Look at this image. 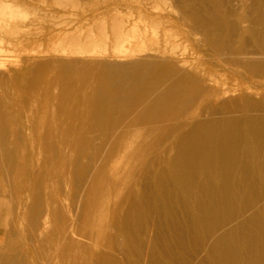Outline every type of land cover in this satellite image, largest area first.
<instances>
[{"label":"bare ground","instance_id":"1","mask_svg":"<svg viewBox=\"0 0 264 264\" xmlns=\"http://www.w3.org/2000/svg\"><path fill=\"white\" fill-rule=\"evenodd\" d=\"M81 1L0 0V211L16 204L31 242L56 221L74 251L82 201L85 220L109 211L121 257L93 264H264V0H85L70 14ZM38 91L55 110L19 119ZM40 177L62 178L60 202L34 194ZM13 229L0 264H28Z\"/></svg>","mask_w":264,"mask_h":264},{"label":"rangeland","instance_id":"2","mask_svg":"<svg viewBox=\"0 0 264 264\" xmlns=\"http://www.w3.org/2000/svg\"><path fill=\"white\" fill-rule=\"evenodd\" d=\"M36 1L37 0H35V1H33V0H28V2L29 3H32V5H36L37 7L39 6L40 8H43V9H45L46 8V10H49V8H50V10L53 8L52 7V3H51V1L52 0H46V2L45 3H42V4H40L41 2H38L37 1V3H36ZM76 1H79V0H76ZM83 1H84V3H85V0H82L81 2H80V4L78 5V6H74L73 8H70L69 9V11L68 12H70V14H72V15H75V14H78V13H80L79 11H81L82 9V7H84V3H83ZM94 1V0H93ZM95 1H98V0H95ZM247 1H249V0H247ZM89 2H92V0H89ZM39 3V4H38ZM245 3V2H244ZM249 3V2H248ZM86 6V5H85ZM78 7V8H77ZM77 10H76V9ZM80 9V10H79ZM75 10L77 11V12H75ZM43 25H41V24H38V26L36 25V26H33V27H31V29H33V31H34V29L35 28H39V27H42ZM34 46H36V44H33ZM29 46L30 48H29V50H32V48H34V46ZM28 57V55L27 54H21V57H20V60L22 59H26ZM11 60H13V59H11ZM10 64V63H9ZM264 84V82L262 81L261 82V84H259V85H263ZM29 97H30V95H29ZM34 98V99H33ZM232 98H234V97H229V98H227V99H225V100H230V99H232ZM36 99V100H35ZM24 102H27V103H23V104H20V105H16V106H14V109H15V112L16 111H18L17 113V116L19 117V119H24V118H26V115L28 114V112H30V111H33V112H37V111H39V113H38V120H39V118L42 120V116H43V114H42V107H44V106H46V105H50V108H49V110H48V114L46 115V117L47 118H49V116L52 114V112H51V110L54 108V105L56 104L55 103V101H53V99H52V96H50L49 98L48 97H46L45 95H44V93L42 92V91H38V93L36 94V96L35 97H32V98H29V99H27V100H25ZM30 102L32 103V104H30ZM36 103V104H35ZM55 103V104H54ZM29 104H30V107L32 108V107H35V109H31L30 107H29ZM23 105H25V106H23ZM35 105V106H34ZM17 106H18V108L21 106H23L22 108L20 107V109H18L17 108ZM27 109H25V108ZM23 108L25 109V110H23ZM38 109V110H37ZM24 111V113H23V111ZM55 110V108L53 109V111ZM25 111H28V112H26L27 114H25ZM25 114V115H24ZM41 116V117H40ZM44 117V116H43ZM45 117V118H46ZM38 158H36L35 159V165H37V164H41V162L40 161H38L37 160ZM38 166H40V165H38ZM44 178H42V177H40L38 180H37V183H36V185L38 186L35 190L37 191L36 193H34V194H36L37 195V193H39V195H41V196H45V198H47V200L49 201V202H51V199H52V197H53V200H59V202H60V199H61V195H60V193H59V187L62 185V178L61 177H59V178H57V177H54V178H52L51 179V181H49V178L47 177V179L45 178L44 180H43ZM43 181H45L46 182V185H47V183L49 184V185H47L49 188H47V190H49V191H47L46 192V190H45V193H47L48 195H43V190H44V188H45V186L44 185H42V183L44 184L45 182H43ZM39 184H41V186L39 185ZM53 186V184H57V188L56 187H52L51 185ZM59 184H61V185H59ZM46 186V187H47ZM36 187V186H35ZM39 187H41V189L39 188ZM44 187V188H43ZM38 189H40V190H38ZM46 189V188H45ZM51 189V190H50ZM42 190V191H41ZM54 190V191H53ZM39 191V192H38ZM49 194H50V196H49ZM57 194V195H56ZM6 195H10V194H7L6 193ZM16 195V194H15ZM19 196H22L23 197V194H20ZM59 196V197H58ZM13 197H14V194H13ZM16 197H18V196H15L14 198H16ZM44 198V197H43ZM31 204L33 203V202H30ZM30 203L28 204V207H29V205H30ZM67 203L68 204H70L69 203V201H67ZM66 203V204H67ZM67 204V205H68ZM16 205V204H15ZM15 205H14V203H13V207L14 208H12V210L14 209V213L11 211V214H8V208L7 207H3V209L0 211V219H5V218H7L8 219V226L6 227V228H1L0 229V237H4V231H5V229L7 230V231H11V229L12 228H15V229H13L14 231H17V229H18V226H19V228L21 229H19L17 232H18V235L16 236V237H14L13 238V240H12V245H13V247H15L16 249H18V250H21V251H23V255H25L26 256V259H27V261H28V264H37L36 263V259L35 258H37V260L39 259H41L39 262L40 263H42V264H44L45 262H43L42 260H44V259H46L45 258V255L47 254V255H49L48 256V261L49 262H46L47 264L49 263V264H55V263H57L58 264V262H59V264H69V263H71L70 261V258H65V257H67V255H69V256H71L76 262H79V263H76V264H93V260H94V256H95V254H97V253H99V252H101V253H109V254H111V255H114L115 253L116 254H118V252H114V250H111L110 248H109V245H108V238H107V240H106V237H107V235L111 232V228H110V226H109V222H108V218H109V211H104L103 213H101V214H99L98 212H96V210L94 211V214H93V211H90L91 213V215H89V218H88V220H85V213H87L86 212V208H85V205L86 204H84V201H82V204H81V206H82V208L80 209V213H78V221L79 222H76L77 223V231H78V229H79V231H78V233L79 234H81V236L79 237V238H77L79 241H80V245L78 246V247H76V248H73V249H76L75 251L74 250H72V249H68L67 248V246L65 245V243H64V241H63V243H62V241H61V238H62V235H61V229H60V226H59V224H57V222L56 221H54V220H51V225L49 224L47 227H48V229H49V232H48V229L46 228V232H47V236L45 237V240H41V239H37L36 241H30V239H29V236H30V227H29V224H30V222H29V218H27V217H24V218H19V215H20V210H16L15 209ZM31 207H29V210L31 211V209L30 208H32L33 206H34V204L33 205H30ZM56 207H59V203H58V205L56 206ZM46 207L45 206H43V209H45ZM81 211H82V213H84V214H82L81 213ZM84 211V212H83ZM16 212V213H15ZM13 213V214H12ZM105 213H106V215H105ZM108 214V215H107ZM10 215V216H9ZM80 215H83L82 216V220L80 219ZM96 216V218H95V216ZM17 216H18V218H17ZM108 216V217H107ZM11 218V219H10ZM17 218V219H16ZM19 219H21V222H20V220ZM16 221V222H15ZM28 221V222H27ZM83 221V222H82ZM96 221V222H95ZM24 222V223H23ZM85 222H87V226H85L86 225V223ZM13 223H14V226H13ZM16 223V224H15ZM19 223H21V226H20V224ZM84 223H85V225H84ZM95 223V224H94ZM80 224H81V226H80ZM24 226H27V227H24ZM83 226V227H82ZM58 227V228H57ZM82 227V228H81ZM23 228V229H22ZM81 228V229H80ZM84 228H86V229H84ZM89 228V229H88ZM92 228V229H91ZM55 229V230H54ZM23 230H24V232H25V230H26V233L24 234L23 233ZM92 230V231H91ZM21 231V232H20ZM53 231H57V233L56 232H53ZM85 231V232H84ZM51 232H53V233H51ZM25 236H27L28 238H26V237H24V235ZM82 233H85V234H83L82 235ZM88 233V234H87ZM19 234H21V235H19ZM94 234V235H93ZM3 235V236H2ZM85 235V236H84ZM61 236V237H60ZM83 236L86 238H83ZM50 237V238H49ZM19 238L21 239L20 241H19ZM83 238V239H82ZM87 238H88V241H87ZM23 239H24V241H25V243L23 242ZM29 239V240H28ZM39 240H41V241H39ZM27 241H30L31 243H32V246H33V248H32V246L31 247H29V245H31V243L30 242H27ZM61 241V242H60ZM78 241V242H79ZM90 241V242H89ZM20 242V243H19ZM50 242V243H49ZM53 242V243H52ZM81 242H83L84 244H86V246L85 245H83V243H81ZM91 244H89V243ZM22 243H24V244H22ZM36 243V244H35ZM38 243V244H37ZM46 243V244H45ZM61 243V244H60ZM92 243H93V245H92ZM23 245V246H25V247H23L22 248V246L21 245ZM58 244H59V246H58ZM95 244V245H94ZM35 245H36V247H35ZM58 247H57V246ZM48 246V247H47ZM64 246H65V248H64ZM61 247V248H60ZM36 248H37V250H36ZM48 248V249H47ZM55 248H57L56 250H55ZM60 250H59V249ZM64 248V249H63ZM86 248H87V250H86ZM106 248V249H105ZM23 249V250H22ZM78 249V250H77ZM99 249V250H98ZM40 250V251H39ZM48 250H49V252H48ZM53 250V251H52ZM59 250V251H58ZM72 250V251H71ZM83 250H84V252H83ZM50 251H52V252H50ZM54 251H56L55 253H53ZM66 251H68L69 253L68 254H66V256H65V252ZM81 251V252H80ZM106 251V252H105ZM35 252H36V254H35ZM38 252V253H37ZM57 252H59V253H57ZM71 252H72V254H71ZM77 252H78V255H76L75 256V254H77ZM80 252V253H79ZM114 254H113V253ZM27 253V254H26ZM64 253V255H61V254H63ZM67 253V252H66ZM74 253V254H73ZM44 254V255H43ZM56 256H55V255ZM61 256H60V255ZM34 255H35V257H34ZM50 255H52L51 257H50ZM57 255H59V256H57ZM38 256V257H37ZM40 256V257H39ZM68 256V257H69ZM86 256H87V258H86ZM115 256V255H114ZM116 257H118V258H120L121 256H120V254H118V255H116ZM54 258H55V260H54ZM57 258H61L60 259V261H59V259H57ZM29 259V260H28ZM64 259H65V262H64ZM68 261H67V260ZM64 262H62V261ZM67 261V262H66ZM38 262V263H39ZM69 262V263H68ZM83 262V263H82ZM71 264H73V262L71 263Z\"/></svg>","mask_w":264,"mask_h":264}]
</instances>
